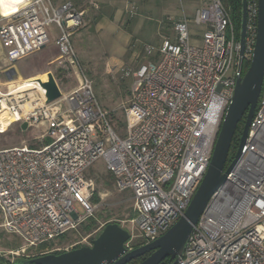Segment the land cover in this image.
Segmentation results:
<instances>
[{
	"label": "built area",
	"instance_id": "obj_1",
	"mask_svg": "<svg viewBox=\"0 0 264 264\" xmlns=\"http://www.w3.org/2000/svg\"><path fill=\"white\" fill-rule=\"evenodd\" d=\"M100 5L89 0L92 8ZM247 10L243 63L256 43L258 0H247ZM127 11L137 12L134 2ZM85 14L71 2L55 6L51 0H20L16 11H0V45L8 63L46 46L48 27L54 24L60 49L55 62L78 80L68 93L57 83L61 96L45 102L38 86L11 92L0 76V115L7 121L0 133L21 121L47 128L48 141L40 146L0 149L1 225L26 243L8 251L21 259L34 257L32 250L58 241L94 216L99 204L92 203L86 171L101 157L117 188L132 192L141 244L166 232L184 214L208 169L237 77L243 74L240 34L231 13L222 0H211L192 20L175 22L176 38L164 37L158 59L134 72L130 104L122 106L127 131L122 137L99 104L72 44ZM191 21L206 26L199 44L190 40ZM145 50L154 52L150 45ZM233 163L174 264H264V82L241 155ZM126 247L134 248L130 241Z\"/></svg>",
	"mask_w": 264,
	"mask_h": 264
},
{
	"label": "rangeland",
	"instance_id": "obj_2",
	"mask_svg": "<svg viewBox=\"0 0 264 264\" xmlns=\"http://www.w3.org/2000/svg\"><path fill=\"white\" fill-rule=\"evenodd\" d=\"M1 23L2 22H0V24ZM82 27L78 30L82 29ZM48 31L50 33V43H48L45 48L38 49L14 63L5 64L4 61H6V58L4 49L0 45V68H14L16 73L12 80L23 81L29 78L31 79L28 81H33V79L36 78L42 80L41 76L33 78L29 76L47 63L51 58L50 52L55 49L54 41L55 37L58 35V28L53 24L48 27ZM93 32L94 29L91 27L84 33L87 35V33ZM237 32L239 33L240 29H237ZM71 39L74 41L77 39V36H72ZM81 41L82 43H80L78 49V60L82 71L92 81L98 102L102 108L108 111V119L111 125L120 136L125 137L127 132L126 118L122 106H128L130 104V91L136 79L134 72L142 63H147L151 60L156 61L158 59L161 41L154 38L152 41H140L136 44V47H132L131 45L128 54L123 58L120 56L113 57L116 55V51L110 45L106 46L100 41H96V43L89 42L87 36L81 39ZM149 45L154 48L152 54L147 53L145 50L146 46ZM52 63L56 76L55 81L59 84L64 93L70 92L71 89L78 84L76 73L61 68L55 60H53ZM10 70L11 69H7V71ZM127 71H129L128 74ZM1 77L7 78L8 75L1 74ZM4 80L6 81L7 79ZM42 82L45 85L44 81ZM52 86L53 85H49L48 87L50 88ZM22 124L23 121L15 122L11 124L4 133H0V149L23 146L24 144L35 147L48 141L46 138L47 128L43 125H28L27 128L23 129ZM233 154L234 149L230 151L229 159ZM86 177L92 188V203L95 205L99 204V207L95 211L94 216L87 218L82 224H92V226L89 230H86L81 227V224L77 229L67 233V236L58 241L56 245L61 247L64 251L72 244H74V248H76V245H90L105 224L113 222L119 223L130 232L132 235L130 239L131 245L134 243L142 245V240L139 238L140 234L133 222L134 216H132V213H134V199L132 192L130 190L120 191L117 188L114 176L108 171L103 157L98 158L87 169ZM95 193L97 195L96 199L94 198ZM77 207L80 212L84 213V209L80 204H77ZM2 222L3 216L0 211V258L3 257L5 260L10 259L13 263L21 258L9 254L8 251H12L18 247L24 248L27 245L17 235L5 231L1 225ZM73 247H70L68 250Z\"/></svg>",
	"mask_w": 264,
	"mask_h": 264
},
{
	"label": "water",
	"instance_id": "obj_3",
	"mask_svg": "<svg viewBox=\"0 0 264 264\" xmlns=\"http://www.w3.org/2000/svg\"><path fill=\"white\" fill-rule=\"evenodd\" d=\"M258 5L257 36L250 65L244 74L240 73L237 77L234 95L221 123L210 164L184 214L161 236L131 250L127 249L126 243L130 241L132 235L122 225L113 222L106 224L90 245L72 248L58 254L50 252L29 259H20L12 264H128L144 255L146 257L137 264H161L166 259H168L167 264L176 262L178 256L182 254L193 225L199 220L211 195L223 187L233 162L241 155L261 95L264 82V0H258ZM247 12V0H242L241 68L246 45ZM11 72H15L14 68ZM32 82L39 87L45 102L56 100L61 96L56 81L50 88L45 87L39 78L33 79ZM244 117L235 160L225 169L233 137ZM27 127L28 123L23 122L22 128ZM0 264L6 263L0 260Z\"/></svg>",
	"mask_w": 264,
	"mask_h": 264
},
{
	"label": "crops",
	"instance_id": "obj_4",
	"mask_svg": "<svg viewBox=\"0 0 264 264\" xmlns=\"http://www.w3.org/2000/svg\"><path fill=\"white\" fill-rule=\"evenodd\" d=\"M51 1L55 6H61L66 2H71L79 9H86V22L83 26L84 28L82 27V29L73 34V36H77V39L72 41L77 56L80 43L83 41H81V39L87 36L89 42L96 43V41H100L106 46L110 45L113 47L116 51V55L113 57L120 56L123 58L128 54L131 45L132 47H136V44L140 41H152L156 38L162 43L164 37L174 40L176 38L174 29L175 22L185 18L192 20L196 10L201 6L208 5L211 0H100V8L90 7L89 0ZM129 2H134L137 6V12L134 15H131L127 11ZM91 27L94 29V32L87 33L86 35L84 32ZM205 29V25L195 24L191 21V42L199 44ZM57 37H55L54 41L55 49L50 52L51 58L38 71L29 76L32 78L41 76L47 88H49V85H54V78L56 79L52 62L60 53V49L56 44ZM48 43H50V41ZM4 62L8 64L7 61ZM9 69L12 68L9 67ZM6 72V68H0V76L1 74L7 75ZM15 73L16 71L14 73L10 72L7 78L1 77V79L3 81L7 79L6 82L10 84L11 81H14L12 78ZM17 82H19V80Z\"/></svg>",
	"mask_w": 264,
	"mask_h": 264
},
{
	"label": "trees",
	"instance_id": "obj_5",
	"mask_svg": "<svg viewBox=\"0 0 264 264\" xmlns=\"http://www.w3.org/2000/svg\"><path fill=\"white\" fill-rule=\"evenodd\" d=\"M222 1L224 2V4L227 7V9L230 11L231 16H232V18L234 20V23L236 25V29H240V27H241V20H242V0H222ZM239 34H240V32L238 33V36H239ZM250 60L251 59H248V60L244 61V63H243V74L245 73V71L249 67ZM244 121H245V117L238 124L236 133H235V135L233 137V140H232V145H231L230 151L234 149V154H235V151L237 149V146H238V143H239V140H240V136H241L242 129H243V126H244ZM229 154H230V152H229ZM230 159L228 157L226 165L228 164V161H230ZM96 196L97 195L95 193V197H94L95 199H96ZM134 215H135V213H132V216H134ZM91 226H92V224H82L81 225V227H83L86 230H89L91 228ZM66 236H67V234L64 235V236H62V237H60L58 239V241H60L61 239L65 238ZM58 241L42 244L37 249L32 250L31 253H33L35 256H37V255H39V253H41L43 251L49 250V249H51L53 247H56L57 246L56 244H57ZM132 245L134 247H138L140 244L134 243ZM80 246H77L76 245V247H80ZM63 251L64 250L61 249V250H56V251H53V252L58 254V253H61ZM145 257L146 256L144 255L142 257L136 258V259H134L133 261H131L128 264H137L140 261H142ZM29 258H24V259H29ZM0 260L3 261L6 264H9L8 261L5 260L3 257L0 258ZM167 263H168V259L164 260L161 264H167Z\"/></svg>",
	"mask_w": 264,
	"mask_h": 264
},
{
	"label": "bare ground",
	"instance_id": "obj_6",
	"mask_svg": "<svg viewBox=\"0 0 264 264\" xmlns=\"http://www.w3.org/2000/svg\"><path fill=\"white\" fill-rule=\"evenodd\" d=\"M20 0H0V11L2 15L10 14L16 11L18 2ZM29 79H25L24 81H11L8 85V90L11 92H16L21 89L37 86L34 82L28 81ZM7 127V121L3 116L0 115V128L5 129Z\"/></svg>",
	"mask_w": 264,
	"mask_h": 264
},
{
	"label": "flooded vegetation",
	"instance_id": "obj_7",
	"mask_svg": "<svg viewBox=\"0 0 264 264\" xmlns=\"http://www.w3.org/2000/svg\"><path fill=\"white\" fill-rule=\"evenodd\" d=\"M146 256V255H145Z\"/></svg>",
	"mask_w": 264,
	"mask_h": 264
}]
</instances>
